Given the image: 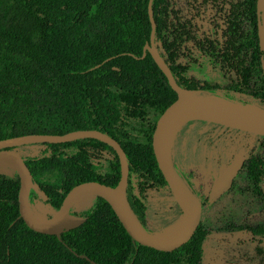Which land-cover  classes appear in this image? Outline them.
<instances>
[{
  "label": "trees",
  "instance_id": "obj_1",
  "mask_svg": "<svg viewBox=\"0 0 264 264\" xmlns=\"http://www.w3.org/2000/svg\"><path fill=\"white\" fill-rule=\"evenodd\" d=\"M148 2L0 0V139L89 128L107 133L127 157L130 208L151 232L147 191L169 189L152 133L176 92L150 52L143 55L151 33ZM151 9L155 46L178 86L264 108L256 0H152ZM261 137L236 177L253 194L264 182ZM39 144L44 148L38 154L23 157L38 183L30 203L38 199L56 210L74 185L94 180L115 186L120 178L115 150L100 140ZM102 152L111 157L102 159ZM173 166L193 190L188 176ZM19 186L17 171H0V264H202L208 236L202 220L186 243L156 250L134 241L109 203L95 195L87 209L70 208L84 218L80 225L46 234L20 217ZM195 193L204 211L211 203ZM247 229L264 236V224Z\"/></svg>",
  "mask_w": 264,
  "mask_h": 264
},
{
  "label": "water",
  "instance_id": "obj_2",
  "mask_svg": "<svg viewBox=\"0 0 264 264\" xmlns=\"http://www.w3.org/2000/svg\"><path fill=\"white\" fill-rule=\"evenodd\" d=\"M151 2L152 0L148 2V13L151 21L150 43L144 45L143 55L146 50L150 52L152 58L166 76L169 85L176 92V99L164 109L157 119L151 142L158 168L181 209V232L174 239L165 240L147 231L138 222L125 193L129 174L125 151L113 137L94 128L76 129L63 134L31 133L0 139V157L11 160L16 166L14 170L17 171L20 178L18 190L19 215L29 228L41 233L59 235L63 231L77 227L84 221V218L70 212L73 199L81 192H93V195H99L109 203L120 223L134 241L156 250L171 251L186 243L194 234L202 216V202L192 188L181 178L173 166L168 151L165 150V137L169 126L176 122L184 124L194 120H202L264 136V108L259 106L263 109L260 113L243 112L239 109L240 107L254 104H240L218 96L204 95L200 89L183 90L177 85L171 70L155 46V20ZM256 13L259 48L264 52V0H256ZM220 99L232 102L236 108L219 102ZM83 137L100 140L115 150L120 163V178L117 184L110 186L94 180L76 184L68 190L58 209L48 218L43 220L34 219L29 214V193L31 189L38 190V183L33 181L23 155L18 152L17 148L26 144L59 143ZM244 160V155H235L218 172L208 193L209 202L217 200L230 189L233 179L241 169ZM38 192L43 198L46 197L44 192Z\"/></svg>",
  "mask_w": 264,
  "mask_h": 264
},
{
  "label": "rangeland",
  "instance_id": "obj_3",
  "mask_svg": "<svg viewBox=\"0 0 264 264\" xmlns=\"http://www.w3.org/2000/svg\"><path fill=\"white\" fill-rule=\"evenodd\" d=\"M261 140L262 137L255 133L194 120L180 126L168 154L177 169L192 179L197 190L203 191L199 193L207 196L211 181L203 188V171L209 168L217 174L234 155L248 157ZM43 148L44 145L37 143L19 146L17 150L27 156L36 155ZM110 157L108 152L101 153L102 159ZM0 171L11 173L12 169L1 168ZM235 184L202 212L201 220L208 230L202 264H264V236H252L247 229L264 224V182L255 194L242 190L246 184L243 179H236ZM94 196L73 202L71 208L76 212L87 209ZM145 203L147 227L153 234H160L181 217V209L169 189H149ZM29 209L43 218L55 211L38 199L29 203ZM239 225L243 228L239 229Z\"/></svg>",
  "mask_w": 264,
  "mask_h": 264
},
{
  "label": "bare ground",
  "instance_id": "obj_4",
  "mask_svg": "<svg viewBox=\"0 0 264 264\" xmlns=\"http://www.w3.org/2000/svg\"><path fill=\"white\" fill-rule=\"evenodd\" d=\"M219 102L227 106L236 108V106L232 102H229L227 100L220 99ZM239 109L243 112H249V113L262 112L261 109H259L256 106H252V105H246V106L240 107ZM181 125H183V123L176 122L169 126L168 131L166 133V137H165V150L166 151H168L169 148L174 143V137L179 131ZM0 168H8V169L10 168L14 170L16 166L8 158L0 157ZM91 195H93V192H81L75 196V198L73 199V202L79 203L80 201H82L83 199ZM29 214L34 219H37V220L44 219L43 216L39 215L38 213L32 212L30 209H29ZM181 229H182V219L180 218L176 222L165 227L162 230V232L160 234H157L156 236H158L159 238L165 239V240H172L181 232Z\"/></svg>",
  "mask_w": 264,
  "mask_h": 264
},
{
  "label": "flooded vegetation",
  "instance_id": "obj_5",
  "mask_svg": "<svg viewBox=\"0 0 264 264\" xmlns=\"http://www.w3.org/2000/svg\"><path fill=\"white\" fill-rule=\"evenodd\" d=\"M236 155H238V154H236ZM242 155H244V154H242ZM235 156V155H234ZM245 156V155H244ZM23 157H24V155H23ZM246 159H247V156H245V160H244V163H245V161H246ZM232 160V159H231ZM244 163H243V165H244ZM242 165V166H243ZM242 168V167H241ZM179 170V169H178ZM241 170V169H240ZM239 170V171H240ZM181 171V170H180ZM238 171V172H239ZM183 173H185L184 171H182ZM186 174V173H185ZM203 174H204V183H203V188L207 185V182L208 181H211V184H210V186H209V188H208V193L210 192V188H211V186H212V184H213V182H214V180L216 179V177H217V174H215V172L213 171V170H210L209 168H206L204 171H203ZM187 175V174H186ZM237 175H238V173H237ZM237 175L234 177V179H233V182H232V185H231V187H230V189L232 188V186H233V183L235 182V180H236V177H237ZM188 176V175H187ZM188 178L190 179V181H191V183H192V186H193V192H203V191H199V190H197L196 188H195V186H194V183H193V181H192V179L188 176ZM229 189V190H230ZM170 190V189H169ZM228 190V191H229ZM228 191H226V192H228ZM225 192V193H226ZM224 194V193H223ZM222 194V195H223ZM221 197V196H220ZM207 199H208V195H207ZM36 199H34V201H35ZM209 202V201H208ZM34 203V202H33ZM211 203V202H210ZM202 212H203V209H202ZM201 220V219H200Z\"/></svg>",
  "mask_w": 264,
  "mask_h": 264
}]
</instances>
